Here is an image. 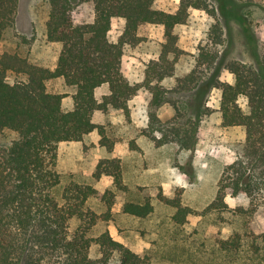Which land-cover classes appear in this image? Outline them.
I'll list each match as a JSON object with an SVG mask.
<instances>
[{"label":"trees","instance_id":"1","mask_svg":"<svg viewBox=\"0 0 264 264\" xmlns=\"http://www.w3.org/2000/svg\"><path fill=\"white\" fill-rule=\"evenodd\" d=\"M19 3L0 0V43L16 26ZM82 3L94 5L93 22H76L75 8ZM192 9L214 18L209 39L199 49L196 68L175 88H166L161 83L174 76L171 57L177 60L183 54L176 28L188 22ZM115 18L126 20L118 42L109 38ZM144 24L164 26L167 42L159 59L150 62L143 83H132L123 73L125 47L141 42L138 31ZM46 37L61 45L55 69L19 54L0 57V264H154L150 256L134 252L109 231H98L111 218L115 200L111 190L101 193L75 180L64 184L57 170L61 143L83 142L96 130L104 140V127L93 121L95 113L112 107L129 115L130 101L143 88L153 94L154 107L171 104L175 110L166 122L151 113L146 135L157 147L177 144L185 150L196 147L200 121L207 113L189 100L170 96L213 88L221 91L222 124L241 128L245 140L236 160L224 167L205 215L254 219L264 211V50L257 64L234 60L222 67L225 33L210 0H180L175 13L158 9L157 0H48ZM204 68L211 71L210 77L205 78ZM221 68L234 76V83L220 79ZM51 81H62L66 91L49 90ZM103 84H109L110 94L99 101L95 92ZM68 96L73 105L67 109L64 99ZM242 97L247 99L246 110L239 102ZM8 134L15 138L4 145L2 139ZM103 175L114 177L120 185L119 160H102L94 178ZM241 193L247 194L250 206L230 209L227 196ZM99 199L107 211L99 213L90 205ZM160 200L177 209L174 219L180 224L193 212L180 199L161 195ZM124 212L147 218L154 206L129 202ZM251 228L237 230L221 249L238 250L248 242L251 249L262 250L257 243L260 236H254Z\"/></svg>","mask_w":264,"mask_h":264},{"label":"rangeland","instance_id":"2","mask_svg":"<svg viewBox=\"0 0 264 264\" xmlns=\"http://www.w3.org/2000/svg\"><path fill=\"white\" fill-rule=\"evenodd\" d=\"M210 1L225 33V45L221 48L222 67L234 60L257 64L260 52L264 50V0ZM179 3L180 0H157V7L175 13ZM47 17L48 0H20L16 26L0 43V57L4 53L19 54L32 63L55 69L61 45L47 40ZM74 18L77 23L93 22L94 5H77ZM213 23L210 14L192 9L188 22L176 28L183 54L177 60L171 57L174 76L161 83L164 87L175 88L196 68L199 49L207 45ZM125 25L123 18L113 20L109 33L111 41L120 40ZM138 34L141 42L137 46L125 47L123 73L132 83L142 84L150 62L159 59L167 38L164 26L155 24L142 25ZM203 70L205 78L210 77L211 71ZM219 77L222 81L234 83V76L224 68H221ZM14 79L15 76L10 75V80ZM48 88L55 92L66 91L62 81H51ZM170 97L172 100H189L190 105L202 107L207 113L200 121L198 143L194 149H181L177 144L157 147L146 135L151 113L166 122L175 116V110L171 104L154 107L153 94L143 88L130 101L129 115L112 107L106 113H96L93 121L104 127V140L96 130L83 142L59 145L57 170L62 174L64 184L75 180L91 184L101 193L111 190L115 198L111 218L102 222L98 231H109L114 239L134 252L150 256L154 264H264V211L254 219L232 216L221 219L204 212L216 197L224 167L236 160L242 150L245 132L241 128L223 126L221 91L216 88L209 92L200 90L193 95ZM98 100L102 101L103 97ZM239 102L243 109L248 108L246 98L242 97ZM72 105V97H66L64 107L68 109ZM14 138V134H8L2 144L9 145ZM107 158L119 160L120 185L115 184L112 176L94 178L98 164ZM161 195L180 199L183 207L192 209V214L184 223L176 222L177 209L163 203ZM129 202H150L154 212L147 218L127 214L124 206ZM226 202L232 210L250 206L245 193L228 195ZM90 205L99 213L108 210L100 199L92 200ZM243 226L252 227L253 235L260 236L257 243L262 250L251 249L248 242L238 250H222L223 242L231 240Z\"/></svg>","mask_w":264,"mask_h":264},{"label":"crops","instance_id":"3","mask_svg":"<svg viewBox=\"0 0 264 264\" xmlns=\"http://www.w3.org/2000/svg\"><path fill=\"white\" fill-rule=\"evenodd\" d=\"M95 93H96L97 99H99V97H103L105 95H109L110 94V86H109V84H103L101 87L96 89ZM96 113H95V115H96ZM68 143H72V142H68ZM73 143H77V142H73Z\"/></svg>","mask_w":264,"mask_h":264}]
</instances>
